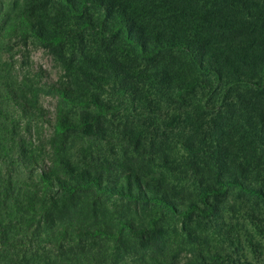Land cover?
Segmentation results:
<instances>
[{"label": "trees", "instance_id": "16d2710c", "mask_svg": "<svg viewBox=\"0 0 264 264\" xmlns=\"http://www.w3.org/2000/svg\"><path fill=\"white\" fill-rule=\"evenodd\" d=\"M30 41L62 74L0 54V264H264V0L0 6Z\"/></svg>", "mask_w": 264, "mask_h": 264}, {"label": "rangeland", "instance_id": "374dc122", "mask_svg": "<svg viewBox=\"0 0 264 264\" xmlns=\"http://www.w3.org/2000/svg\"><path fill=\"white\" fill-rule=\"evenodd\" d=\"M9 1L0 0V6H6ZM1 53L3 54L4 60L14 59L15 72L21 76L30 71L32 75H36L37 79H41L42 82L55 83L62 74L61 67L53 55L32 41L28 45L12 42ZM41 104L47 111L48 121L50 120L52 123L56 114L57 98L51 95H44L41 98ZM31 133L33 140H36L35 142L44 133L49 138L52 133V124L47 123L44 127L39 125Z\"/></svg>", "mask_w": 264, "mask_h": 264}]
</instances>
